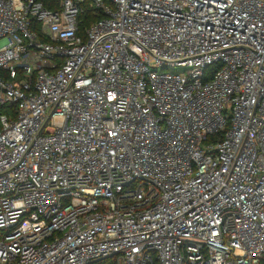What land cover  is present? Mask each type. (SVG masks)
Returning a JSON list of instances; mask_svg holds the SVG:
<instances>
[{"label":"built area","instance_id":"1","mask_svg":"<svg viewBox=\"0 0 264 264\" xmlns=\"http://www.w3.org/2000/svg\"><path fill=\"white\" fill-rule=\"evenodd\" d=\"M0 264H264V0H0Z\"/></svg>","mask_w":264,"mask_h":264},{"label":"trees","instance_id":"2","mask_svg":"<svg viewBox=\"0 0 264 264\" xmlns=\"http://www.w3.org/2000/svg\"><path fill=\"white\" fill-rule=\"evenodd\" d=\"M41 1L46 8L56 9L58 5V0H39ZM99 16L94 13L89 6H86L85 11L80 17L81 20V34H84V31L94 22L98 20Z\"/></svg>","mask_w":264,"mask_h":264},{"label":"rangeland","instance_id":"3","mask_svg":"<svg viewBox=\"0 0 264 264\" xmlns=\"http://www.w3.org/2000/svg\"><path fill=\"white\" fill-rule=\"evenodd\" d=\"M183 71H185L184 69H182V68H175V69H172V70H170V72H172V73H182Z\"/></svg>","mask_w":264,"mask_h":264}]
</instances>
